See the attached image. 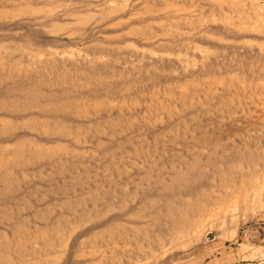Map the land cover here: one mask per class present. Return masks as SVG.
Segmentation results:
<instances>
[{"label": "rangeland", "instance_id": "374dc122", "mask_svg": "<svg viewBox=\"0 0 264 264\" xmlns=\"http://www.w3.org/2000/svg\"><path fill=\"white\" fill-rule=\"evenodd\" d=\"M0 264H264V0H0Z\"/></svg>", "mask_w": 264, "mask_h": 264}]
</instances>
